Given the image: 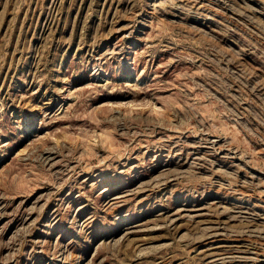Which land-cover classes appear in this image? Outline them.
I'll list each match as a JSON object with an SVG mask.
<instances>
[{
  "label": "rangeland",
  "instance_id": "obj_1",
  "mask_svg": "<svg viewBox=\"0 0 264 264\" xmlns=\"http://www.w3.org/2000/svg\"><path fill=\"white\" fill-rule=\"evenodd\" d=\"M0 264H264V0H0Z\"/></svg>",
  "mask_w": 264,
  "mask_h": 264
}]
</instances>
